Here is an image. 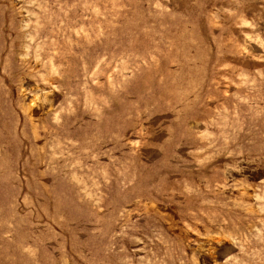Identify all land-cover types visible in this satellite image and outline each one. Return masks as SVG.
<instances>
[{
    "label": "rangeland",
    "instance_id": "374dc122",
    "mask_svg": "<svg viewBox=\"0 0 264 264\" xmlns=\"http://www.w3.org/2000/svg\"><path fill=\"white\" fill-rule=\"evenodd\" d=\"M0 264H264V0H0Z\"/></svg>",
    "mask_w": 264,
    "mask_h": 264
}]
</instances>
